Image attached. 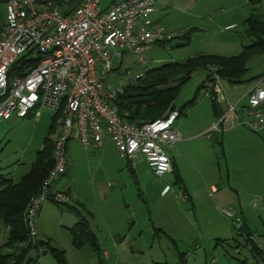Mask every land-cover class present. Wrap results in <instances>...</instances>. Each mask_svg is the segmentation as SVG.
Segmentation results:
<instances>
[{
  "label": "rangeland",
  "instance_id": "1",
  "mask_svg": "<svg viewBox=\"0 0 264 264\" xmlns=\"http://www.w3.org/2000/svg\"><path fill=\"white\" fill-rule=\"evenodd\" d=\"M110 2L101 0L100 7ZM253 8L264 19V0L255 6L250 0H157L154 19L170 38L152 48L144 65L126 53L120 67L113 58L108 81L124 87L139 73L165 64L240 54L252 43L243 22ZM4 22L0 3V28ZM247 70V77H255L251 83L264 89V55L251 60ZM205 77V71L195 72L174 101L183 109L174 124L181 140L165 147L175 160L173 174L155 178L143 156L123 159L107 140L98 151L70 141L66 173L50 185L52 197L60 200L44 201L35 219L38 240L63 252L66 264H257L253 253L264 252V129L247 125L246 84L234 87L217 78L223 119L215 116L209 90H198ZM230 106L236 111L227 113ZM53 117L51 110L36 108L27 118L0 122V175L19 182L45 138L55 141L60 120L49 134ZM166 185L168 192L161 194ZM76 214L88 220L98 251L89 243L73 245ZM7 238L0 219L1 255L10 253ZM43 251L36 264H57L45 246Z\"/></svg>",
  "mask_w": 264,
  "mask_h": 264
},
{
  "label": "built area",
  "instance_id": "2",
  "mask_svg": "<svg viewBox=\"0 0 264 264\" xmlns=\"http://www.w3.org/2000/svg\"><path fill=\"white\" fill-rule=\"evenodd\" d=\"M70 1L0 0L5 8L0 29V122L27 118L36 108L60 115L54 165L23 214L29 243L39 254L43 250L38 246L35 219L43 202L53 196L50 185L66 172L70 141L98 151L108 140L123 159L143 156L154 177L161 179L173 172L165 147L181 140L174 128L180 117L177 109L141 125L131 124L116 105L123 86L108 81L113 58L119 59L120 67L126 53L144 65L152 48L170 38L155 22L157 0H123L105 9L101 0H77L78 6L68 15L54 7ZM27 56L37 59V64L24 76L10 77L11 68ZM212 78L214 84L207 82L206 87L217 91V77ZM235 111L236 106H230L227 113ZM245 114L251 130L264 128V89L256 86L249 92ZM54 196L60 200V195ZM182 199L187 201L185 196Z\"/></svg>",
  "mask_w": 264,
  "mask_h": 264
},
{
  "label": "trees",
  "instance_id": "3",
  "mask_svg": "<svg viewBox=\"0 0 264 264\" xmlns=\"http://www.w3.org/2000/svg\"><path fill=\"white\" fill-rule=\"evenodd\" d=\"M250 1L255 6L260 0ZM115 3L118 2L111 0L109 5ZM77 6V0H71L67 5H54L64 15L70 14ZM243 24L246 36L252 43L243 46L240 54L232 57L199 55L189 58L183 63L165 64L155 69L145 70L143 77L124 86L123 94L116 101L121 117L134 125H141L163 117L169 111L176 109L174 101L180 89L195 72L203 70L206 72V78L198 90L202 88L207 92L209 90L213 112L215 116L220 118L217 95L213 87H206V83L210 82L213 85L214 79L212 77L214 75L219 79L226 80L232 86L251 83L255 77H247V65L251 60L264 55V19L254 13L253 8ZM181 37H185V34L183 33ZM37 62V59L31 56L21 58L11 68L10 77L26 75ZM193 102L194 99L188 104H193ZM182 109H177L180 116ZM59 120L60 115L54 114L49 134L54 131L55 124ZM59 125L60 123H58V127ZM53 149L54 141L48 135L44 140L43 148L36 154L35 162L29 171L20 178L19 182L14 183L11 179H6L0 175V219L7 230L8 238L5 247L10 252L7 255L0 254V264H36L38 257L44 253L42 251L39 254L35 250L37 247L30 245L23 214L31 199L39 194L43 181L54 165ZM127 166L129 167L130 163ZM130 171L132 170L130 169ZM176 181V184L181 182L178 177ZM50 198L54 201V197ZM70 234L75 247L79 248L84 243H89L94 250L97 249L98 251L96 238L90 230L88 220L83 215L70 230ZM38 243L42 250L45 246L50 251L57 264H66L63 252L51 247L49 242L39 241ZM33 251L35 257L31 258L30 253ZM253 254L257 264H264V252ZM239 264L247 263L240 262Z\"/></svg>",
  "mask_w": 264,
  "mask_h": 264
},
{
  "label": "crops",
  "instance_id": "4",
  "mask_svg": "<svg viewBox=\"0 0 264 264\" xmlns=\"http://www.w3.org/2000/svg\"><path fill=\"white\" fill-rule=\"evenodd\" d=\"M3 7H4V5H3ZM4 10H5V8H4ZM155 22L157 23V24H159V21L157 20V19H155ZM160 25V24H159ZM3 26V25H2ZM1 26V27H2ZM163 27V26H162ZM228 27H231V26H228ZM228 27H226V28H228ZM1 29V28H0ZM206 78V77H205ZM204 78V79H205ZM260 83H258V84H253V83H247L246 85H248L247 87L249 88L247 91H246V93H245V97H247L248 96V94H249V92L254 88V87H259V88H261L260 87V85H259ZM243 87V86H245V84H243V85H238V86H234V87ZM263 89V88H262ZM206 91V90H205ZM215 93H216V95H217V102L220 100V95H219V93L217 92V91H215ZM225 113V112H224ZM222 115V114H221ZM223 117V116H222ZM221 117V118H222ZM264 129V128H263ZM176 130V129H175ZM179 132V131H178ZM180 133V132H179ZM180 135H181V133H180ZM108 141V140H107ZM74 142V141H73ZM106 142V141H105ZM77 143V142H76ZM78 144V143H77ZM68 146V145H67ZM168 148H170V147H168ZM135 158V157H134ZM66 168H67V165H68V147H67V154H66ZM170 159H171V161H172V167L174 166L175 167V160H174V158L173 157H170ZM132 160V159H131ZM174 167H173V172L171 173V174H173L174 173ZM66 173V172H65ZM179 179H180V177H179ZM181 180V179H180ZM180 187L182 186V188H183V193H182V196L184 197H186L187 198V201L190 199V196L187 194L188 192H187V190H186V188H184V186H183V183H182V180H181V182L178 184ZM169 188H170V186L169 185H166L165 186V188L161 191V194H165L166 192H168V190H169ZM212 188H214L213 186H212ZM40 211H41V208H40V210H39V212H38V215H39V213H40ZM38 215H37V217H38ZM76 216H78V220H79V218H80V216H79V214H76ZM78 222V221H77ZM76 222V223H77ZM75 223V224H76ZM74 224V225H75ZM96 241H97V239H96ZM97 248H98V246H97ZM104 254V255H103ZM102 254V256H103V258L104 259H109V255L106 253V252H104Z\"/></svg>",
  "mask_w": 264,
  "mask_h": 264
}]
</instances>
